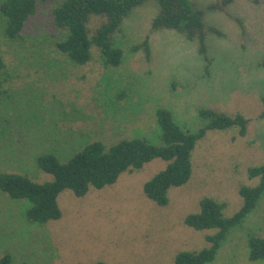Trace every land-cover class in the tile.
I'll return each mask as SVG.
<instances>
[{
	"label": "rangeland",
	"instance_id": "1",
	"mask_svg": "<svg viewBox=\"0 0 264 264\" xmlns=\"http://www.w3.org/2000/svg\"><path fill=\"white\" fill-rule=\"evenodd\" d=\"M61 1L39 3L16 41L6 37L0 16V53L7 65L0 74V173L44 182L51 176L37 158L46 153L65 163L95 141L111 146L146 137L158 145L159 108L191 132L203 126L204 108L239 113L250 120L248 133H208L193 153L191 180L170 189L165 207L144 193V185L167 167L160 159L85 197L64 191L58 198L62 217L47 225L30 222L28 202L0 190V260L9 255L12 264H175L178 253L209 248L205 238L217 230L196 231L185 218L199 212L203 198L225 203L224 216L233 217L244 203L240 187L259 184L248 169L264 164V0H234L221 12L208 7L222 0H190L207 26L222 33L206 36L209 72L198 42L173 30L152 31L157 0L124 21L116 37L125 51L120 67H105L97 52L86 66H75L57 49L63 32L52 12ZM100 22L93 18L90 28ZM147 37L149 59L131 50ZM251 235L264 239V195L208 264H264L249 260Z\"/></svg>",
	"mask_w": 264,
	"mask_h": 264
},
{
	"label": "trees",
	"instance_id": "2",
	"mask_svg": "<svg viewBox=\"0 0 264 264\" xmlns=\"http://www.w3.org/2000/svg\"><path fill=\"white\" fill-rule=\"evenodd\" d=\"M53 0H0V16L5 19V35L16 41L23 38L26 23L35 16L38 4H47ZM148 0H62L53 9V21L63 32V39L57 49L75 66H86L99 54L105 67L118 68L125 58V51L116 41L117 34L124 21L134 9ZM160 10L152 22V31L173 30L183 35L189 42H198L199 53L208 63L206 36L208 33L222 36L213 27L207 26L204 14L194 8L190 0H157ZM234 0H222L208 7L210 11H224ZM93 18H100V25L90 28ZM240 22V21H239ZM132 52H145L151 56L150 40L147 37L131 47ZM264 67V61L261 63ZM7 65L0 53V74ZM264 105V98L262 99ZM199 116L203 126L191 132L180 126L173 113L164 108L156 111L157 125L161 143L153 144L146 137H132L118 140L111 146L101 141L86 144L67 162L62 163L56 154L46 153L38 157L40 170L49 180L37 182L18 173H0V190L13 201H27V218L32 223L47 225L62 217L58 198L66 190L75 196L85 197L91 189L101 190L112 186L126 172L142 170L154 160L167 162L165 170L155 175L144 185L146 197L160 207L169 204L171 188L185 186L193 174V153L198 143L213 131H231L237 129L239 136L248 133L250 120L242 114H228L216 109L204 108ZM264 119V110L260 115ZM250 179L259 178L256 186L243 185L239 193L243 198L242 208L230 218L224 216L226 204L211 198L200 201L198 213L185 218V225L196 231L217 230L206 236L209 248L195 252H181L175 257V264H208L217 256L221 243L229 231L241 225L247 216L258 206L264 195V164L248 169ZM251 262L264 261V239L249 237ZM0 264H12L9 255L0 260ZM96 264H106L99 262Z\"/></svg>",
	"mask_w": 264,
	"mask_h": 264
}]
</instances>
